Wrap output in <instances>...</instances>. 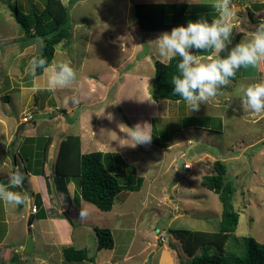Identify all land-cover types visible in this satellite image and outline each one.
<instances>
[{
  "label": "rangeland",
  "instance_id": "374dc122",
  "mask_svg": "<svg viewBox=\"0 0 264 264\" xmlns=\"http://www.w3.org/2000/svg\"><path fill=\"white\" fill-rule=\"evenodd\" d=\"M61 1L69 8L71 38L56 46L52 62H70L78 72V85L55 92L42 90L32 94L29 91L32 78L27 74L26 68L29 61L40 53L42 42L39 38L27 35L12 16L8 0H0V142L3 143L1 148L7 143L11 150L7 157L11 159L12 155L16 154L21 167L20 148L24 143L16 153L12 152L15 148L14 142L16 143L18 139L25 140V135L30 138L48 136L54 139L55 144L49 154L51 159L47 165V178L51 183L57 148L60 145L58 142L68 135L80 133L85 144L97 135L91 145L94 147L96 144V148H100L101 143H106L108 146L104 147L107 149L105 153L111 154L108 158L119 159L116 155L119 137L122 134V138H126V134L122 132V128L125 127L121 124L128 125L127 122L120 121L123 119L122 114L118 112L121 118L117 119L118 116L113 117L112 113H107L110 106L106 103L101 104L100 100H85L88 103L85 105L80 101L73 103L71 97L78 96L80 99L82 93L87 92L88 95L89 90H103L110 86L111 98L126 72L134 75L126 78L128 85L123 89V94L127 90H138L134 82L136 75L148 76L149 80L154 77L153 61H161L154 40L165 31L142 32L134 16V5L210 4V0ZM12 2H17L24 13H28L30 8H36L41 12L45 4V0ZM232 3L235 9L239 5L245 7L241 12L238 11L242 8L237 10L241 18L235 21L232 37L234 42L240 33L242 36L239 41L248 37L252 33L251 30L255 31L259 24L264 23V11L254 13V23L248 20L246 11V8H249L253 12V6L263 4L264 0H232ZM148 52L152 53V59L144 61L145 56L149 57ZM141 61H144L143 64L146 62L148 66L140 67L142 69L140 72L134 67ZM260 64L256 67L241 68L230 84L220 90L222 94L202 104L199 111L191 112L189 106L183 102L179 105L169 101L164 103L172 113L175 111L177 114L181 113V116L187 114L189 119H186L185 124L190 123V126L183 129L174 123L171 126L172 131H163L158 135L156 133L162 130L157 129L155 139L158 138L159 143L172 139L176 144L191 139L193 147L183 144L177 150L153 149L145 152L141 151L139 145L138 150L136 147L127 146L128 149L137 151L132 154L131 159L129 158V164L120 156L123 163L120 161L118 164L122 166L123 172L120 171L119 174L124 183H128L126 182L128 177L132 183L134 177L144 178L142 189L139 192H121L122 195L117 202L115 201L111 212L98 211L100 217L96 211L90 210L87 223L76 226L74 239L80 249H87L90 256L97 258L96 262L101 261L100 264H147L149 259L150 264H157L160 249L171 250L176 264H190L192 258L185 253L182 243L170 235V230L208 233L220 231L221 202L218 195L203 184L205 176L216 174L215 161H220L226 167L225 181L234 185L233 204L240 213L237 231L228 241L226 251L239 254L244 251L250 239L264 244V113L245 111L241 105L242 94L237 91L264 80V63L261 68ZM115 73L121 76L115 79L116 82L108 85ZM45 81L46 78L38 80L37 83L44 86ZM89 98L92 99V94H89ZM113 109L117 113V106ZM176 109H180V112ZM96 111L99 112V117L95 115ZM80 112L84 113L83 117H79ZM24 118L32 119L25 123ZM80 121H83L81 125ZM23 124L26 126L25 130L13 142L12 138ZM90 125L93 127L90 128ZM157 127L168 129L162 124L156 125ZM82 148L81 145V152L85 151ZM96 148H92L91 152H96ZM179 153H186L181 159L192 167L186 175L179 170L178 160L170 165ZM24 169L21 167L22 171ZM10 171L11 168L1 171L0 167V181L8 179ZM19 188L23 189L20 186L14 190L21 192ZM52 188L57 195L58 192ZM75 189L78 190L76 184ZM23 193H26L24 189ZM164 195L169 202H177V211L175 205L171 203L165 205L158 203L159 198ZM78 200L83 199L77 195V203ZM52 201L55 204V198ZM30 211L29 199L23 203L22 208L21 204L10 205L0 201V241L3 239V246L0 247V264H6L11 260H16L20 264H34L37 263L36 259L47 258L48 250L44 247V240L38 228L33 229L29 226ZM94 227L111 230L115 239L114 252L112 249H103L97 254ZM170 245H173L174 249ZM145 247L148 250L142 253ZM214 250L215 247L206 245L198 254L203 251L213 254ZM128 252L135 256L131 261H124ZM153 254L155 256L152 258ZM146 255L149 256L144 262ZM52 257L55 262H58L57 257L63 258L59 252ZM103 258L109 263H103ZM65 263L93 264L67 261Z\"/></svg>",
  "mask_w": 264,
  "mask_h": 264
},
{
  "label": "trees",
  "instance_id": "16d2710c",
  "mask_svg": "<svg viewBox=\"0 0 264 264\" xmlns=\"http://www.w3.org/2000/svg\"><path fill=\"white\" fill-rule=\"evenodd\" d=\"M8 0L9 9L16 23L27 35L39 38L42 42L40 53L36 56H44L52 63L56 46L71 38V24L69 8L61 0H45L44 9L39 12L36 8H30L28 13L21 12L17 2ZM253 12L246 8L251 22L254 23V13L264 11V3L253 6ZM207 15L209 19L214 16L210 4H135L134 16L142 32L171 31L173 27L187 25L189 20H196L200 15ZM260 23V22H258ZM253 32V30H251ZM240 33L229 49L239 42ZM227 55V51L221 53ZM179 57L173 58L167 63L156 61L155 73L150 83L149 93L154 101L170 100L184 102L183 99L174 94L172 77L177 74V63ZM8 99V98H7ZM155 133V132H154ZM153 133V134H154ZM157 134V133H156ZM154 134V137L156 136ZM52 138L48 136L38 138H26L20 148V155L24 164V172L35 176H45V165L48 162L49 148ZM108 153L103 152H81V138L77 135L65 137L58 150L53 171V183L46 177L48 190L52 187L58 193L64 195L65 206L71 207V198L67 185L71 182L78 187L79 196L86 202L94 205L103 212L111 211L117 196L123 191H139L143 178L134 177L136 184L130 182L129 177L124 183L121 179L123 172L119 159L115 162L108 158ZM117 155V154H116ZM125 164V163H124ZM126 165V164H125ZM131 167V166H130ZM216 174L205 176L203 184L210 191L216 193L222 205L220 231L218 233L193 232L188 230H170L176 240L182 243L185 253L191 257L190 264H264V244L250 239L241 253L226 251V245L232 235L237 231L240 213L234 207L235 188L232 182L225 181L226 167L220 161L214 162ZM126 177V176H125ZM27 186V178L25 177ZM0 183L8 184V179ZM20 189V188H19ZM23 191V189H20ZM37 218H42L38 215ZM97 237V250L113 249L114 238L108 228H94ZM215 247L214 253L199 250L203 246ZM173 249L174 246L170 245ZM63 257L67 262L95 263V256H90L87 249H77L74 246H66L62 250ZM20 264L11 260L10 264ZM5 264V263H4Z\"/></svg>",
  "mask_w": 264,
  "mask_h": 264
},
{
  "label": "clouds",
  "instance_id": "9594fccd",
  "mask_svg": "<svg viewBox=\"0 0 264 264\" xmlns=\"http://www.w3.org/2000/svg\"><path fill=\"white\" fill-rule=\"evenodd\" d=\"M210 7L215 14L211 19L205 14L200 15L196 20H189L186 26L173 27L170 32L165 31L154 40L162 62L179 57L177 74L172 77L171 84L174 94L186 102L191 112L199 111L202 104L221 95L220 90L230 84L241 68L264 63V23L229 49L237 10L232 0H210ZM225 51L227 55L222 56L221 53ZM26 72L32 78L29 89L32 94L42 90L55 92L78 85V72L70 62L50 63L44 56H35L29 61ZM44 78V86L37 83ZM237 91L242 94L241 105L245 111L264 113V80ZM71 100L79 103L78 96H72ZM123 126L128 131L122 140L130 143L122 146L135 148L137 145L151 144L152 125L147 121L133 127ZM24 180V172L17 168L10 175L7 185L0 183V201L10 205L25 203L29 199L27 194L14 190ZM89 216L90 209L82 204L79 219L84 221Z\"/></svg>",
  "mask_w": 264,
  "mask_h": 264
},
{
  "label": "crops",
  "instance_id": "0c3cea01",
  "mask_svg": "<svg viewBox=\"0 0 264 264\" xmlns=\"http://www.w3.org/2000/svg\"><path fill=\"white\" fill-rule=\"evenodd\" d=\"M203 55H208V53H203ZM148 56L149 57H147V56L144 57V61H145V59H147V60L152 59V53L151 52H148ZM143 62L141 61L140 63H137L134 68H137L138 71L141 72L142 69H140V67L145 68L148 66V64L146 62H145V64H143ZM155 62L156 61H153L154 72H155ZM164 63H167V62H164ZM261 66H262V63L260 64V68H261ZM125 71L126 70L124 69L123 72H125ZM118 72H120V71L118 70ZM115 75H117V73H115ZM115 75H113V77L109 81L108 85L109 84L111 85L113 82H116L115 79H117L118 77L121 76V74H118L116 77H115ZM123 75H124L123 78H121L122 81L119 82L116 90L114 91L113 97H111V98L109 97V94H110V88L109 87L110 86H108L107 88H105L103 90H96V91L89 90L88 95H87V92L82 93L80 95L79 101L83 102L85 105L88 104L85 100H89V101L100 100L101 104H103V103L108 104V106H110V108H108L107 113H112L113 117L118 116L117 119H120L121 117L118 115V112H120L123 116V119L121 118L120 121L121 122L123 121V123H124V121L127 122L128 125H126V126L133 127L137 123L147 121L148 123H150L152 125V134L155 131H157V129L162 130V131H159L157 133V135L163 131H172L171 126L174 123H176L177 125H180L183 129L186 128V126H188V127L190 126L189 125L190 123L188 125L185 124V123H187L186 119H189L187 114L181 116V113L177 114V113H175V111H173V113H172L171 110H168L167 105L164 104V103H167V101H169V102H174V101H170V100L154 101L151 98V95L148 92V90H150V83H151L152 79L149 80L148 76L139 75V74L136 75L135 76L136 79L134 82L138 86V90H127L125 92V94H123V89H125V87L128 85L126 78L131 77L134 74L126 72ZM141 88L144 90H141ZM221 90H223V88ZM121 91H122V93H121ZM89 94H92V99L89 98ZM135 102H137V103H135ZM174 103H177L176 105H179L182 102H174ZM183 103H185V105H186V102H183ZM129 104H132V106ZM115 106H117V109H118L117 113L114 111L115 109H113V107H115ZM185 109H183V111ZM176 111L180 112V109H176ZM63 112L67 113L66 111H63ZM98 113H99L98 111H96V113H95V115L97 117H99ZM83 116H84V113L80 112L79 117H83ZM183 117H185V118H183ZM82 119L83 118H81V120ZM82 123H83V121H80V125ZM85 123H87V121ZM161 124H162V126H167L166 128H168V129H165V127H159V128L157 127L156 128V125L158 126ZM25 127L21 132H23L25 130ZM89 127L92 128L93 125H90ZM155 128H156V130H155ZM122 129H123L122 130L123 133L128 131V129L126 127L122 128ZM95 133H97V132H95ZM83 134H85V133H83ZM154 134H153V139H152L151 144L139 145V147L141 148V151L147 152V150L152 151L153 149H156V150L158 149L161 151L162 150L163 151L164 150L169 151V150H177L183 144H187L190 148L193 147V145H194L191 139H186L184 141V143L180 142L178 144L172 142V139L168 140V141H161V143H159L158 142L159 139L157 138V140H156L154 137ZM86 135H87V133H86ZM77 136H79L81 138V145L85 149V151H82V152L90 153L92 148L97 147L96 144H94L95 145L94 147L91 145V143H94L93 139L97 135H95L94 138H92L88 142V144H85V142L83 141V137H82V135H80V133L77 134ZM86 137H89V136H86ZM26 138H30V136L25 135V139ZM122 139H124V138H122V134H121L119 137L120 142H119V147H118L116 154L119 156H123L126 164L127 163L129 164V161H130L129 158L131 159V156H133L132 154H134V152H136L138 150V146H136V148H137L136 151L130 150V149H128L127 146H122V144H125V142H123ZM160 139L162 140V138H160ZM12 140H13V138H12ZM62 140H63V138H61V140L58 142V144H61ZM23 143H24V140L19 141V139L16 143L14 142L15 148L12 149V152L16 151V153H18L19 148ZM2 144L3 143L0 142V158H1L0 159V167H1V171H4L6 168L7 169L11 168L10 172L12 174L17 168H20V169H21V167L24 168V164L22 161H21L22 164L20 167L19 162L17 160L18 157L16 154L13 153L14 155H12L11 159H9L7 157V154L8 155L11 154V150L9 147H7V143L4 144L3 147L1 148ZM54 144H55V141L53 139L52 143L50 145V148H49V154H50V150L54 147ZM173 144H175V145H173ZM105 145H106V143L105 144L101 143V147L96 148V150L97 151L100 150L99 152L105 153L107 151V149L104 148ZM107 146L108 145H106V147ZM83 148H82V150H83ZM58 150H59V148H57V154H58ZM102 150H104V151H102ZM128 150H130V151H128ZM93 152H95V151H93ZM2 154H4L3 157H2ZM185 154L186 153L177 154L175 156V159L171 161L170 165H172V163L175 160H176V162H177V160L180 162L182 160L181 159L182 156H184ZM56 158H57V156H56ZM49 159H51L50 156H48V161H49ZM132 159H133V157H132ZM112 161L116 162L117 160L115 158H112ZM183 161H184V163H187V162H185V160H183ZM55 162H56V160L54 161V164H55ZM47 165H48V162L45 165V173H46L45 176H35L29 172L25 173L23 171L25 173L26 178H27V186H28L27 189H24V188L23 189L26 191L25 194H27V196H29V207L36 206L38 209L37 213L32 214V212L30 211L31 214L29 215V218H31L33 216V219H32V223L29 226L32 227L33 229L35 227L38 228V231H39L40 235L42 236V239L44 240V247H45V249L48 250L47 258L46 259H43V258L36 259L37 263H34V264H57V263L58 264H67V263H65L66 261H64L65 259H63L64 257L63 258L57 257L58 262H55L54 258L52 256L54 254H58V252L60 255L62 254V256H63L62 250L66 246H74L77 249H80V247L77 246V243L74 239L76 226H78L79 224L84 225L88 221L87 219L84 221H81L79 219V211H80L81 205L83 204V205L87 206L90 210H92L91 212L96 211V213H98L99 217L101 214L98 211H101V210H99L97 207L96 208L91 207L90 205H92V204H90L84 200H78V203H77V195H79V191L75 189V183H73V182H71L70 184L67 185V190H68V193L70 195L71 203H72L71 207L67 208L65 206L64 201H63V199H64L63 194L57 193V195H56L55 192L53 191V189L51 192L48 190L47 182H46V177H47V172H48ZM179 170L182 171L185 175L187 174V172L184 169L181 170L179 168ZM2 176H3V174H2ZM8 180H9V178H8ZM143 180H144V178H143ZM5 185H7V184H5ZM141 189H140V191H141ZM21 192L23 193V191H21ZM123 192H126V191H123ZM122 193L119 194V196L116 198V202H117V199L120 197V195H122ZM53 198H55V204L52 201ZM159 200L160 201L158 203L160 205L161 204L165 205V204L171 203V202H169V199L167 198L166 195H164V197L162 196L161 198H159ZM37 203H39L38 206L36 205ZM171 204L175 205V208L177 211V209H178L177 202H172ZM22 207H23V204H21V208ZM38 215H41L42 218H40V219L37 218ZM137 227H138V225H137ZM33 229L30 228L31 231H33ZM2 241H3V239L0 241V247L3 246ZM114 241H115V239H114ZM56 244H57V246H56ZM157 249L159 250V248H157ZM57 250H59V251H57ZM147 250H148L147 247H145L143 249L142 253L147 252ZM111 251L114 252V248ZM6 252L7 251H5V253ZM99 253H101V251H97V254H99ZM158 254H160V258H159V261L157 262V264H176L175 256L171 250L160 249ZM134 256L135 255H131L128 252V254L125 255L123 260L124 261H131ZM148 256L149 255L145 256L146 258H144V262L146 261ZM154 256H155V254L152 255V258ZM35 258H37V257H35ZM96 259L97 258L95 257V263H93V264H100L101 261L96 262ZM100 259H102V258H100ZM103 259H104L103 263H105V262L109 263V261L107 259L106 260H105V258H103ZM110 264H115V263H110ZM177 264H179V263H177Z\"/></svg>",
  "mask_w": 264,
  "mask_h": 264
},
{
  "label": "water",
  "instance_id": "95a60500",
  "mask_svg": "<svg viewBox=\"0 0 264 264\" xmlns=\"http://www.w3.org/2000/svg\"><path fill=\"white\" fill-rule=\"evenodd\" d=\"M238 8H242V9H240V11H238V12H241L242 10L245 9V7L242 6V5L237 6L236 10H238ZM247 15H248V14H247ZM237 18H241V15L237 14L236 19H237ZM244 20H246V19H244ZM24 127H25V124L21 125V126L18 128V130H17L15 136L13 137V141H15V139H16L17 137H19V135H20L21 131L24 129ZM183 164H184V161L181 160V161L179 162V168H180L181 170L183 169ZM21 187L24 188V189L26 188L25 182L21 185ZM32 219H33V216L29 219V225L32 223ZM150 258H151V256H150ZM150 262H151V260L149 259V260L147 261V264H150ZM6 264H10V262H7Z\"/></svg>",
  "mask_w": 264,
  "mask_h": 264
},
{
  "label": "built area",
  "instance_id": "2783aa9c",
  "mask_svg": "<svg viewBox=\"0 0 264 264\" xmlns=\"http://www.w3.org/2000/svg\"><path fill=\"white\" fill-rule=\"evenodd\" d=\"M32 118H24L23 122L25 123H29L31 121ZM187 165V166H186ZM191 164H188V163H184V169L186 170V172H189L190 169H191ZM31 212L32 213H37L38 212V209L36 206H31Z\"/></svg>",
  "mask_w": 264,
  "mask_h": 264
},
{
  "label": "flooded vegetation",
  "instance_id": "af4514ba",
  "mask_svg": "<svg viewBox=\"0 0 264 264\" xmlns=\"http://www.w3.org/2000/svg\"><path fill=\"white\" fill-rule=\"evenodd\" d=\"M247 18H248V20L251 22V20H250V18H249V15H247Z\"/></svg>",
  "mask_w": 264,
  "mask_h": 264
}]
</instances>
